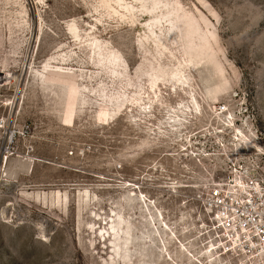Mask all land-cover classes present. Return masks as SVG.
Segmentation results:
<instances>
[{"label": "rangeland", "instance_id": "rangeland-1", "mask_svg": "<svg viewBox=\"0 0 264 264\" xmlns=\"http://www.w3.org/2000/svg\"><path fill=\"white\" fill-rule=\"evenodd\" d=\"M124 1L0 0V264H260L204 199L264 183V0Z\"/></svg>", "mask_w": 264, "mask_h": 264}, {"label": "built area", "instance_id": "built-area-1", "mask_svg": "<svg viewBox=\"0 0 264 264\" xmlns=\"http://www.w3.org/2000/svg\"><path fill=\"white\" fill-rule=\"evenodd\" d=\"M224 183L213 181L204 199L212 222L230 231L229 236L226 233L227 239L238 231L264 249V195H255L251 201H242L238 196H228Z\"/></svg>", "mask_w": 264, "mask_h": 264}, {"label": "bare ground", "instance_id": "bare-ground-1", "mask_svg": "<svg viewBox=\"0 0 264 264\" xmlns=\"http://www.w3.org/2000/svg\"><path fill=\"white\" fill-rule=\"evenodd\" d=\"M124 4L123 8L125 9L126 12H130V5H128L124 0H119V5ZM171 7L167 4H164L162 7V13L166 12V13H170ZM159 26H160V21L158 22ZM5 150V149H4ZM233 155H237V152H234ZM5 158H3V162L4 165L7 164V158L8 156H4ZM233 172L235 173V178L232 180H230L229 183H224L225 185V189L227 191L228 196H238L240 199H242V201H251V199L257 195L259 197H262V195H264V183H258L255 181L250 180L249 182H246V179H248L247 176H243L244 173H239L236 170H233ZM210 212V211H209ZM221 219H218L217 221H220ZM214 221V220H213ZM213 229H218L220 231L223 230L224 232V241L223 244H229L231 247H237L239 249H241L243 251V253L246 254V256L250 259H257V261H259V263H264V249L263 247L261 248L258 243H255L254 240L252 238H250L249 236H247L246 234H244L242 236V234L240 232H236L235 234H233L232 237H230L229 239H227L226 237V233L228 234V236L230 235L228 230H224L221 229V226L216 225V222H213L212 225ZM222 232V233H223ZM244 237V238H243ZM228 240V241H227ZM249 243V244H248ZM248 254V255H247Z\"/></svg>", "mask_w": 264, "mask_h": 264}]
</instances>
